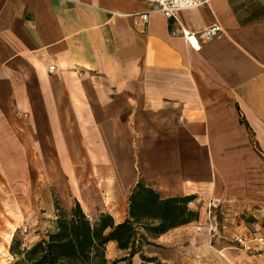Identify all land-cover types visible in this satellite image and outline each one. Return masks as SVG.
<instances>
[{"label":"crops","instance_id":"0c3cea01","mask_svg":"<svg viewBox=\"0 0 264 264\" xmlns=\"http://www.w3.org/2000/svg\"><path fill=\"white\" fill-rule=\"evenodd\" d=\"M155 8L0 0V183L118 224L141 178L192 197L199 220L155 237L174 245L211 203L264 207V0H210L177 21ZM210 26L220 34L202 40Z\"/></svg>","mask_w":264,"mask_h":264},{"label":"rangeland","instance_id":"374dc122","mask_svg":"<svg viewBox=\"0 0 264 264\" xmlns=\"http://www.w3.org/2000/svg\"><path fill=\"white\" fill-rule=\"evenodd\" d=\"M211 204L207 208L210 218L206 226L196 229L197 225H193L197 232L193 229L194 237L187 235L174 245L157 244L155 238L139 228L146 238L134 239L137 252L133 256L129 255V249H121L115 241H109L105 244V258L117 264H264V251H245L235 241L236 236L249 240L254 236L264 237V207L259 206V211L255 212L248 207L229 210ZM56 206H59L57 198L48 187L46 193L35 189L33 200H19L15 192L0 183V264H15L17 260L9 251L13 237L22 249L47 240L48 235L56 231L60 212ZM71 209L65 211L69 213ZM99 216L86 217L94 223ZM198 220L197 216L189 223ZM142 256L149 261L143 263Z\"/></svg>","mask_w":264,"mask_h":264},{"label":"trees","instance_id":"16d2710c","mask_svg":"<svg viewBox=\"0 0 264 264\" xmlns=\"http://www.w3.org/2000/svg\"><path fill=\"white\" fill-rule=\"evenodd\" d=\"M191 199V196L163 197L139 178L128 195V217L123 222L114 224L109 215L100 214L91 223L78 203L68 213L58 202L56 231L47 240L22 249L13 237L9 251L17 258L15 264H117L105 258L107 242L115 241L133 256L137 252L134 239L146 238L139 228L155 238L173 227L196 220L197 211L187 206ZM142 259L143 263L149 261L144 256Z\"/></svg>","mask_w":264,"mask_h":264},{"label":"built area","instance_id":"2783aa9c","mask_svg":"<svg viewBox=\"0 0 264 264\" xmlns=\"http://www.w3.org/2000/svg\"><path fill=\"white\" fill-rule=\"evenodd\" d=\"M149 2L155 5V9L159 12H162L166 17L172 18L177 21V14L182 10L192 9L204 4H207L210 0H148ZM140 20L143 23H146L148 20V13L144 12L140 14ZM221 32V28L219 26H210L204 29L200 33V37L202 40H209L218 36ZM183 36L188 40L192 47L197 48V41L191 35H188L186 32H183ZM194 39V42L192 39ZM53 69V65L49 66V70ZM212 204L209 205L211 207ZM210 218V211L208 212ZM235 241L239 244V246L249 252H262L264 251V237L257 236L252 239L242 238L240 236L235 237Z\"/></svg>","mask_w":264,"mask_h":264},{"label":"bare ground","instance_id":"6f19581e","mask_svg":"<svg viewBox=\"0 0 264 264\" xmlns=\"http://www.w3.org/2000/svg\"><path fill=\"white\" fill-rule=\"evenodd\" d=\"M192 39V41L194 42V39L193 38H191Z\"/></svg>","mask_w":264,"mask_h":264}]
</instances>
